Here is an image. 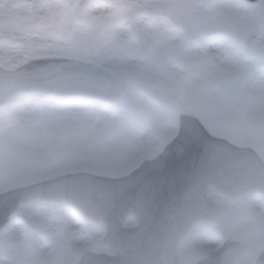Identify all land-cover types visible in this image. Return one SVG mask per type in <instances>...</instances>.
<instances>
[{
	"label": "rangeland",
	"instance_id": "1",
	"mask_svg": "<svg viewBox=\"0 0 264 264\" xmlns=\"http://www.w3.org/2000/svg\"><path fill=\"white\" fill-rule=\"evenodd\" d=\"M145 1L154 2V7L167 4L198 24L221 27L227 38L188 47L169 30H160L158 38V25L150 34L144 24L132 41L122 28V17L115 18L117 27L106 26L112 11L98 6L71 38L60 42L56 0H0L2 67H11L25 55H64L92 60L127 83L122 100L108 108L88 102L46 101L39 96L16 97L0 111L1 191L62 171L120 175L158 151L175 131L176 122L165 110L150 108L146 85L177 89L211 132L237 144L253 145L264 160V0L254 4L244 0ZM139 14L145 15L141 9ZM253 29L261 34L259 51L249 56L241 38ZM141 45L151 50L146 61L136 54ZM213 198L223 210L220 227L199 224L179 250L184 262L214 249L222 230L252 243L264 242L263 202L245 197L231 204ZM20 212L30 224L23 226L13 216L0 232V264H70L103 234L101 227L88 225L63 206L32 204Z\"/></svg>",
	"mask_w": 264,
	"mask_h": 264
},
{
	"label": "water",
	"instance_id": "2",
	"mask_svg": "<svg viewBox=\"0 0 264 264\" xmlns=\"http://www.w3.org/2000/svg\"><path fill=\"white\" fill-rule=\"evenodd\" d=\"M255 1V0H250ZM76 11L69 6L62 21L61 41L72 33ZM166 17L176 28L189 34L193 28L174 14ZM78 20L75 21L77 23ZM215 29L203 36L221 35ZM252 32L243 38V43L252 50L257 39ZM142 58L148 51L141 49ZM125 83L112 78L101 67L92 62L61 56L44 58L25 57L10 70L0 68V108L17 94H41L53 98H76L93 100L104 104L118 102L123 96ZM150 100L176 114L179 118V133L165 143L157 156L146 160L130 174L108 179L89 173L65 174L52 180L18 188L0 195V227L7 222L8 215L21 204L33 201H48L70 204L83 213L92 223L103 221L107 235L103 244L114 253L112 259L94 254H82L75 264H162L149 251L148 237L157 234L163 238L183 235L184 218L174 209L170 196L174 191L168 177H190L198 193V208L203 215L211 210L205 193L214 189L232 201L248 194L264 198V163H261L251 148L229 144L222 138L207 135L205 128L194 114L180 110L181 101L177 93L167 88L148 89ZM191 137H188V133ZM184 187V184H177ZM173 198L176 209L180 202L191 199ZM193 199V198H192ZM130 215L140 218V225L133 230H122L124 219ZM220 212L210 211L208 221L217 224ZM155 217L152 219L150 217ZM157 222V226L150 225ZM180 232V233H179ZM223 246L214 255L198 258L194 264H242V257L257 249L250 264H264V244L252 246L239 239H229L222 234ZM164 241L162 254L172 252ZM153 249V246H152ZM176 260V256H173ZM164 263L166 261L163 260ZM172 263V261H168Z\"/></svg>",
	"mask_w": 264,
	"mask_h": 264
},
{
	"label": "flooded vegetation",
	"instance_id": "3",
	"mask_svg": "<svg viewBox=\"0 0 264 264\" xmlns=\"http://www.w3.org/2000/svg\"><path fill=\"white\" fill-rule=\"evenodd\" d=\"M162 3H166L163 1ZM56 5H59V11L64 9L65 2L64 0H56ZM99 5H103L104 9L109 12L112 11L110 14L109 20L106 21V26H113L116 24V17L121 16V25L122 28L125 30V33H130V25L132 24L134 27L133 36L131 35L132 40H135L138 36V34L143 30V25L146 24L145 30L149 32L150 34L154 33L155 25H158V31L157 36H159V31H164L165 28H169L166 21L162 19H154L152 18L154 11L157 10H172L171 7L167 6V4H161L160 6L154 7V2L152 1H145V0H97L95 3H93L87 14L91 12L92 8H96ZM139 5V7H138ZM32 8V4L29 6ZM139 9L145 13V15L139 14ZM118 19V18H117ZM115 26V25H114ZM117 27V24L116 26ZM121 29V28H120ZM154 37H152V41H154ZM202 40H196V43L201 42ZM186 43V39L184 40ZM193 44V45H194ZM192 46V45H191Z\"/></svg>",
	"mask_w": 264,
	"mask_h": 264
}]
</instances>
